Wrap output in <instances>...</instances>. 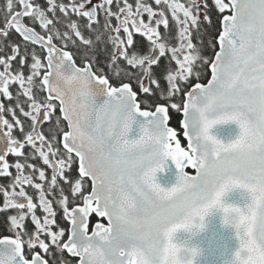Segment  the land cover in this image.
<instances>
[{"label": "snow or ice", "instance_id": "obj_1", "mask_svg": "<svg viewBox=\"0 0 264 264\" xmlns=\"http://www.w3.org/2000/svg\"><path fill=\"white\" fill-rule=\"evenodd\" d=\"M46 3L45 9L33 0H5L0 25V37L14 30L22 38L0 56V95L14 101L0 102V177L11 178L7 186L0 185V211L16 210L8 217L14 238H0V264H49L56 259L52 247L61 256L66 251L78 258L77 264H194L195 249L178 246L173 236L178 229L202 227L213 206L222 209L225 223L233 222L239 240L231 264H264V0H213L221 30L211 45L212 56L203 55L192 40L193 30L211 23L207 0H154L155 8L146 0ZM25 18L38 23L44 34L25 24ZM80 18L95 40L83 34ZM105 34L112 46L109 72L114 79L136 83L139 94L130 82L114 86L93 60L82 57V66L76 64L71 48L78 47L77 41L94 48ZM137 34L147 43L144 52L137 50ZM17 58L19 68L13 70ZM162 58L166 92L153 71ZM121 60L136 71L121 66ZM209 71L206 83H191L190 78L200 81ZM74 82L78 89L62 86ZM11 85H18L15 95ZM151 86L164 99L183 93L182 104L170 107L177 114L182 109L178 123L187 150L169 126V107L142 110L138 95H151ZM17 111L30 122L27 131ZM229 121L240 129L234 141L223 143L209 135L214 125ZM134 122L141 134L129 139ZM9 155L19 159L10 163ZM36 159L46 167L30 162ZM169 159L179 175L166 189L156 182V173ZM189 167L195 175L188 174ZM233 189L250 194L243 209L221 203ZM58 209L69 228L58 223ZM93 214L95 222L90 221Z\"/></svg>", "mask_w": 264, "mask_h": 264}, {"label": "flooded vegetation", "instance_id": "obj_2", "mask_svg": "<svg viewBox=\"0 0 264 264\" xmlns=\"http://www.w3.org/2000/svg\"><path fill=\"white\" fill-rule=\"evenodd\" d=\"M34 3H39L43 8H47V3L46 0H33ZM57 2H64V3H68L69 0H57ZM77 2H79V0H77ZM96 2V0H94V3ZM129 2L135 4V0H129ZM146 2L148 3H152L153 7H157L154 4V0H146ZM182 2H186V0H182ZM207 4H208V14L210 16V20L211 23L209 24L208 22H202L201 23V27L200 29L197 30H193V34H192V40L193 43L197 44L198 46L202 47V51H203V55L205 56H212L213 53L211 51V45L213 43H215V37L218 35V32L221 30V25H220V14L218 13L217 9L214 6L213 0H207ZM4 5H5V0H0V25L3 24L4 22ZM90 7V5H89ZM113 11H116V5L115 3L112 6ZM230 14V13H228ZM49 17L51 18L52 14L49 13L48 14ZM56 15L59 16L61 18V20L64 19L63 14L60 13L58 10L56 12ZM71 15V19L76 20L78 19L74 14H70ZM145 20L147 19V16L145 15ZM98 19L100 20L101 24L103 23V16L100 15L98 17ZM169 19L171 21V16L169 14ZM202 19V17H201ZM213 21H215L213 23ZM25 24H27L28 26L31 27H35V29L39 32L43 33V30L39 28L38 23H33L30 19L25 18L23 21ZM79 23L82 26V31L83 34L88 37L91 36L93 40H95V35L93 33L88 32L86 29L83 28V25L86 24V20L80 18L79 19ZM112 23L115 24L116 21L115 19L112 20ZM59 27V25H58ZM95 27V25L93 26ZM212 27L218 28V30L215 29V31L213 32ZM101 31H103V28L101 27L100 29ZM160 31L162 33H164V29L163 27H161ZM172 36H175V26L173 24L172 26V32H171ZM166 39L168 38L167 36L165 37ZM135 40L139 43V45L141 47H139L137 50L140 52H144L147 50V43L145 41L144 38L140 37L138 34L135 36ZM10 42H15V43H21L22 42V38L19 36V34L15 33L14 30H10V35L7 38H3L0 37V56H5L6 52H5V47L8 46L10 44ZM58 45L60 43V41H55ZM171 43L175 44L176 40L172 39L170 41ZM77 45L78 47H74L71 48V50L76 54L75 55V60H76V64L78 66H82V57H86L90 60H93L95 62V65L103 68L104 72L106 74H108L109 76V80L110 83H112L114 86H118L121 82H130L132 83V87L133 90L137 91L138 94L140 92V89L137 87L136 83L132 82L131 80H125V81H121L118 79H114L112 74L109 72V69L107 67V62L109 60V54L112 51V46L111 44H109L107 42V34H105V36L103 37V41L102 42H96L94 45V48H88L87 46H83L79 44V41H77ZM33 46L29 45V48H31ZM36 51L38 52L39 55H41V57H43L45 55V53L40 49L39 45L35 46ZM218 50V46L217 49ZM23 51V48H22ZM8 54H10V48L8 49ZM29 63L31 62L30 57L28 58ZM160 63V67L163 68V71L161 73H158V70L160 69V67H154L153 71L155 74V78L158 80V83L160 85V88L164 89L165 92L167 90V84H166V80H165V69L167 66V62L165 61L164 58L161 59ZM121 66L123 67H127L129 71L135 72L136 70L131 69L130 66L126 65V62H124L123 60L120 61ZM172 68H175V63L172 62ZM17 68H19V58H17L16 61L13 62V70H16ZM158 69V70H157ZM0 70H2V66H0ZM24 72L25 74L28 73V68L25 67L24 68ZM207 79H210V71L209 74L202 78L200 81H196L194 78H190L191 83H195V82H202V83H206ZM194 80V81H193ZM186 88H188V90H190V87L185 84L184 85ZM152 87V94L148 95V94H143V95H138V100L142 101L141 103V108L145 109V110H154L156 105H164L166 107H169L170 113H171V123H172V114L175 112V110L171 109L170 104L172 102H178L181 103L183 102V100L185 99L183 93H181L179 96H175L171 99H164L161 98V94L159 93L158 89L155 86H151ZM18 90V85H11L10 86V91L13 92V94L15 95L16 91ZM21 99H24L23 97H21ZM0 102L5 103V105H9L14 104V101L9 102L7 101L5 98L2 97V95H0ZM58 111H57V115H58ZM16 115L25 122V129L27 131V125L28 123H30L26 118H24L23 116L20 115L19 111H17ZM5 116L6 118H8L11 121V114L5 112ZM179 120H181V114H180V118ZM66 123V122H64ZM178 134H177V139L180 141L181 146L185 148V150H187V141L183 138V133L180 130V123H179V127H176ZM16 137L22 139V135L19 132V130L14 129V133H13ZM174 145V142H173ZM25 152H28L29 149L25 148L24 149ZM7 159L9 160L10 163L14 162L16 158L12 155H9L7 157ZM31 163H34L36 165H39L41 167H46L42 165V162L39 159L36 160H32L30 161ZM78 167V165L76 166ZM10 171L13 172V175H15V169H10ZM46 174H50V170H47ZM73 175H78V173L73 172ZM11 178L8 177H0V185H4L7 186L10 183ZM30 194L35 196V192L32 188L28 187L26 189ZM87 190L90 191L91 190V182H88L87 185ZM65 191L67 193L68 189L67 186H65ZM3 203V196L2 194H0V206H2ZM16 214V210L14 209H9V210H5V211H0V238H3L4 236H10L14 238L15 233L12 232L10 230V226H9V221H8V217L10 215H15ZM37 214L38 215H42V213L40 212L39 209H37ZM98 218L95 216V214H93L90 217V221L95 222ZM57 221L58 223L64 227L65 229L69 228L70 225L61 219V210L58 209V216H57ZM102 222L106 223V220H103ZM94 226L93 223H90V233L91 234V229ZM27 228L29 230L33 229V225L30 222V217L28 218V222H27ZM55 230V229H54ZM46 242L47 239H46ZM37 251H40L39 249H37ZM52 253L54 254V256L56 257V259L50 260L49 264H59V260H67L69 262V264H77L78 262V258H74L71 257L66 251L61 255L56 253V250L54 247L51 248ZM47 258V256L45 257Z\"/></svg>", "mask_w": 264, "mask_h": 264}, {"label": "water", "instance_id": "obj_3", "mask_svg": "<svg viewBox=\"0 0 264 264\" xmlns=\"http://www.w3.org/2000/svg\"><path fill=\"white\" fill-rule=\"evenodd\" d=\"M62 86L75 90L80 87V84L74 82L71 85ZM169 126H171L170 122ZM180 127L182 131H184L181 124ZM140 134L139 123L134 122L131 126L128 138L138 139ZM239 134V126L234 121L217 124L209 129V135L214 136L223 143L234 141L238 138ZM183 138L187 141V138L184 135ZM186 171L189 175H195V169L189 167ZM178 175L179 170L169 159L165 162L163 170L156 173V182L160 184L161 187L167 189L176 184ZM248 202H250V194L243 189L230 190L222 197V203L239 206L242 209ZM222 220V210L219 208H213L209 215L205 217V227L202 230H179L173 236V243H176L181 247L198 248L200 252L199 255L195 257L194 264H231L234 252L239 247V240L235 235V229L223 225Z\"/></svg>", "mask_w": 264, "mask_h": 264}, {"label": "clouds", "instance_id": "obj_4", "mask_svg": "<svg viewBox=\"0 0 264 264\" xmlns=\"http://www.w3.org/2000/svg\"><path fill=\"white\" fill-rule=\"evenodd\" d=\"M223 197V196H222ZM222 197H221V203H222ZM223 204V203H222ZM213 208H219L220 210H222L220 207H218V206H213ZM212 208V209H213ZM212 209H210L209 211H208V213H207V215H209V213H210V211L212 210ZM223 212V211H222ZM206 215V216H207ZM205 216V217H206ZM205 217H204V219H203V222H202V227H197V228H195L197 231H199V230H202L204 227H205ZM198 223H200V222H198ZM222 223H223V225H225V226H227V227H231V228H233V226H232V224H233V222L232 221H229L228 223H225V219H224V213H223V220H222ZM179 230H184V229H178L177 231H179ZM188 231H191V230H188ZM188 248V247H187ZM191 249H195V251H196V255H195V257H197L198 255H199V252H200V250L198 249V248H196V247H191ZM195 257H194V259H195Z\"/></svg>", "mask_w": 264, "mask_h": 264}, {"label": "trees", "instance_id": "obj_5", "mask_svg": "<svg viewBox=\"0 0 264 264\" xmlns=\"http://www.w3.org/2000/svg\"><path fill=\"white\" fill-rule=\"evenodd\" d=\"M214 22H215V21H213V23H214ZM215 29L218 30V28L212 27L213 32L215 31ZM157 70H158V69H157ZM162 71H163V68L160 67V69L158 70V73H161ZM193 81H194V80H193ZM179 118H180V113L177 114L176 112H174V113L172 114V123H171V125H172L174 128L179 127V123H178Z\"/></svg>", "mask_w": 264, "mask_h": 264}]
</instances>
